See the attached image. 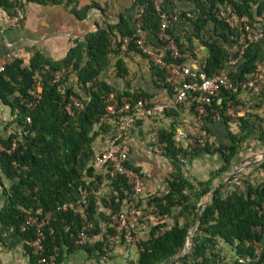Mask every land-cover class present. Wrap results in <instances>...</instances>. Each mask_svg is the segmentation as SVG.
<instances>
[{
  "label": "trees",
  "instance_id": "16d2710c",
  "mask_svg": "<svg viewBox=\"0 0 264 264\" xmlns=\"http://www.w3.org/2000/svg\"><path fill=\"white\" fill-rule=\"evenodd\" d=\"M192 1L195 4L193 17L188 19L185 12L179 16L189 20L193 37L206 48L208 56L200 68L207 75H212L224 66L228 55L225 45H237L243 31L217 14L221 5H232L239 17L255 26L262 22L264 0ZM141 4L146 6L142 12V28L149 29L157 38L160 17L155 11L154 2L136 0V5ZM0 6L14 13V4L10 0H0ZM210 23L212 34L205 37L201 31ZM114 30L119 33L120 39L113 43ZM169 32L181 53L188 51L192 54L194 44L191 36L181 41L171 32V28ZM125 36L129 38L126 42L129 49L140 50L135 42V29L121 17L117 24L101 27L88 34L84 40L76 41L61 59H52L35 51L28 65L16 57L0 72V101L17 111L15 126L9 133L0 136V143L7 149L16 139L14 148L0 152V170L8 180V185L3 188L0 224L12 227L22 237L30 264H38L37 257L31 253L28 245L34 237V230L29 228L20 231L19 226L27 213L35 210L52 212L50 225L53 231H46L44 244L45 253L57 251L56 264H61L64 256L80 248L88 253L95 251L96 256L104 259V241L90 244L92 237L103 230L104 213L98 212V208L120 209L130 185L123 174L112 175L106 170L98 171L95 167L94 156L101 150L100 143L112 125L110 121L99 126L97 123L106 112V99L110 94L118 99L126 97L133 102L139 97H148L145 93L119 92L101 78L102 72L110 65V54H119ZM260 42L248 45L241 61L230 72L229 77L234 83L246 75L259 72V62L262 60ZM166 59H172L169 53ZM177 60L184 62L182 57ZM114 65L117 76L127 74L122 58L118 57ZM68 66H71L76 78L69 82L71 77L68 75L62 82L64 93H61L57 89L58 83L53 81V72ZM153 70L162 85L168 86L164 82V72L157 66H153ZM36 77L42 81V93L29 107L24 99L28 100V90ZM87 82H91L90 86L86 85ZM70 94L77 96L84 104L74 115L68 114L64 108ZM230 100L238 101L237 94L222 88L205 118V130L215 136L216 147H212L210 142L204 146L197 142L193 146H184L180 142L175 144L172 132L159 130L157 141L162 143L161 155L171 163L179 165L180 160L187 162L204 154H216L221 164L210 172L206 180L184 176L179 166L165 176L163 190L153 197L158 212L164 218L151 225L149 235L137 243L140 250L134 264H166L171 259L173 261L170 264H226L225 255L221 254L222 248H229L234 252L230 256L244 259L245 264H264V215L259 212L264 202V159L231 174L235 162L242 158L241 153H247L256 146L264 149V114L245 110L233 118L226 114L227 102ZM262 105L264 92L259 106ZM216 113L218 121L213 119ZM27 117L30 118L29 122ZM98 137L101 138L100 143L95 142ZM127 165L144 176L141 168L131 163L129 158ZM226 172L225 176H221ZM92 176L96 177V185L89 181ZM258 176L261 180L257 179ZM216 178L218 181L214 184ZM94 186L100 190V194L98 197L89 195L88 210L93 228L86 243L77 244L76 237L82 223L80 216L71 209L61 210L57 207L65 201L74 200L82 189ZM211 189V199L201 209L191 248L181 254L190 230L196 223L198 206ZM169 217L172 218L171 225L167 220ZM126 234L123 231L122 240L127 239ZM130 235H134L132 229ZM254 240L262 245L256 260Z\"/></svg>",
  "mask_w": 264,
  "mask_h": 264
},
{
  "label": "crops",
  "instance_id": "0c3cea01",
  "mask_svg": "<svg viewBox=\"0 0 264 264\" xmlns=\"http://www.w3.org/2000/svg\"><path fill=\"white\" fill-rule=\"evenodd\" d=\"M21 5L24 10V18L17 25L11 24L14 13L11 14L0 6V53L16 56L23 61L24 65H28L35 51H39L52 59H61L76 41L84 40L88 34L101 27L117 24L121 17L127 20L131 28L136 29L134 20L139 9L136 0H22ZM162 6L164 9L176 14L185 12L188 19L193 17L192 11L195 8L192 0H163ZM187 18H180L172 26L171 32L181 41L185 40L186 36H191L194 44L192 54L184 58V63L194 69L200 68L208 53L200 41L193 37V27ZM210 27L211 23L204 31H201L203 36L208 37L212 34ZM114 34L113 43L120 39L117 30H114ZM139 37L143 39L146 51H142L139 47L141 51L129 49L126 45L128 37L125 36L119 54L117 56L113 52L110 54V65L102 72L101 78L115 86L119 92L145 93L148 97L144 98L168 101L173 98V91L169 86H163L162 82L156 78L153 70L155 65L151 59L152 55H163L165 53L163 46L149 29L144 28ZM225 46L235 48L236 44H226ZM259 47L263 59L264 40L260 42ZM227 54L229 57L232 52L228 51ZM118 57L122 58L127 69V74L124 76H117L116 74L117 69H115L114 62ZM259 71L264 74L260 69ZM70 77L69 82L74 81L76 78L72 73ZM245 95L247 94L243 92L237 97L238 101L244 104L243 112L245 109L249 110V103L261 100L258 95H253L254 98L247 103L246 98L248 97ZM259 104L251 108L260 114ZM16 113V110L0 101V136L9 133L15 126ZM213 119L218 121L216 115ZM160 129L172 132L175 144H178L176 132L183 131L185 137L181 138L179 142L184 146H192L193 143H190V139H195L194 133L196 132L193 105L189 101H185L180 107L168 109L162 115L138 121L130 129L127 139L130 149L128 158L131 163L139 166L144 173L147 190L150 193H160L164 188L163 180L165 176L170 174L176 166H179L186 177L199 180L208 179L209 173L213 169L212 166L210 165L211 167L207 169V174H205L204 170H199V164L213 158L220 161L219 156L204 154L187 162L180 160L179 165H176V162L171 163L161 155L160 151L155 150L153 143L150 141L153 135L158 136ZM203 129L205 130V125ZM205 131L207 132V130ZM95 142L100 143L101 138L98 137ZM160 148L162 149V143H160ZM257 150L258 147H255L249 150L248 154L251 153L254 156ZM259 151H264V149H259ZM242 154L240 162L242 159L245 161L247 159ZM239 161L235 163V166L240 164ZM245 166H249V163ZM7 185L8 180L3 177L0 170V208L4 203L3 188ZM102 210L103 207L98 208V212ZM167 220L171 225L172 218L169 217ZM101 234L102 231L94 235L90 244L99 241ZM125 237L127 243L122 238L121 242L117 241L113 254L107 261L96 256L95 251L88 253L80 248L64 256L61 264H134L138 255L136 246L133 241L130 242L127 234ZM0 264H30L22 237L12 227L1 226V224Z\"/></svg>",
  "mask_w": 264,
  "mask_h": 264
},
{
  "label": "built area",
  "instance_id": "2783aa9c",
  "mask_svg": "<svg viewBox=\"0 0 264 264\" xmlns=\"http://www.w3.org/2000/svg\"><path fill=\"white\" fill-rule=\"evenodd\" d=\"M14 4V16L11 20L12 25L19 24L24 18V10L21 5L22 0H10ZM163 0H153L155 11L160 17V24L156 34L157 41L163 46L165 53L163 55H152L151 59L155 66L164 72V82L173 91V98L168 101H158L139 97L136 101H130L126 97L116 98L114 95H109L106 99V112L100 117L97 125L110 121L111 128L102 139L101 150L94 156V164L98 171H108L112 175L117 173L123 174L130 189L126 191V197L123 201L122 207L113 211L109 207L103 208L104 219L102 220V234L100 240L104 241L102 246L104 251V260H109L114 251L117 236H121L123 231L127 232L128 239L133 240L136 251L139 253L140 247L137 243L142 239L140 235L146 232L149 234L150 226L160 222L164 216L160 214L153 201L155 195L160 193H150L147 190L145 177L135 170L133 167L127 165L129 156L128 133L138 121L151 119L162 115L165 110L180 107L185 101H189L194 108L196 132L195 139H190L192 146L197 142L200 146H204L206 142H210L212 147H216V138L213 134L206 132L203 127L205 125V118L208 116L209 107L212 102L219 97L220 90L227 88L237 94L245 91L252 93L259 92L264 87V74L255 73L246 75L244 79L238 83H234L229 77L230 72L236 68L242 59V55L251 43H259L264 34V11L261 14L262 22L258 25H251L245 19L239 17L235 9L230 4L221 5L217 14L225 17L230 24L238 26L242 29V35L238 40L235 48L225 46L226 51L232 52L231 56H227L223 68L212 75H207L201 68H192L184 62H179L177 59L189 56V52L181 53L169 29L176 24L180 16L179 14L170 12L163 8ZM145 4H141L136 13L135 24V42L137 46L146 51V46L143 39L139 37L142 33V12ZM129 38H127V41ZM169 53L172 59H166ZM16 56L6 55L0 53V72H3L5 66L12 62ZM73 72L71 66L62 67L53 72V81L58 83L57 89L64 93L63 81ZM91 82L86 85L90 86ZM42 81L39 77L35 78L34 84L28 90L29 98L24 99L26 105L32 107L34 101L41 97ZM238 99V98H237ZM84 107L83 102L74 94H70L65 104V110L68 114L74 115L76 111ZM244 104L239 101L230 100L227 102L226 114L237 117L243 113ZM246 110V109H245ZM217 116V113L215 114ZM26 120L29 122L30 118ZM176 141L179 144L181 138L185 137L183 131L176 132ZM155 150L161 152L160 143L157 141V136L153 135L150 138ZM16 145V139L12 141L11 148L7 149L0 143V152L9 151ZM256 146V145H255ZM257 147V146H256ZM262 151L255 152V159L261 156ZM250 162L245 161L234 168L239 172L245 164ZM232 174V172H231ZM95 176L90 177L89 181L97 184ZM226 179V178H225ZM93 194L99 196L100 190L94 186L90 189L84 188L81 190L78 197L74 200L65 201L60 204L57 209L68 210L71 209L77 213L81 218V226L78 230L76 243L85 244L89 239V233L93 228V220L89 218V195ZM99 201V200H98ZM259 212L264 215V202L259 207ZM98 215V214H97ZM52 217L51 211L42 213L41 211H29L20 224L19 230L26 231L29 228L34 230V237L28 242L31 253L37 257L38 264H56L57 251L45 253V234L46 231L51 233L53 231L50 225ZM148 227L147 231L145 227ZM110 229L112 232H110ZM130 229L134 231V235H130ZM162 230V229H161ZM160 231V230H158ZM157 231V233H159ZM131 237V238H130ZM255 260L259 257L262 250L261 242L253 241ZM224 258L228 264H245L246 261L241 258L225 256Z\"/></svg>",
  "mask_w": 264,
  "mask_h": 264
},
{
  "label": "rangeland",
  "instance_id": "374dc122",
  "mask_svg": "<svg viewBox=\"0 0 264 264\" xmlns=\"http://www.w3.org/2000/svg\"><path fill=\"white\" fill-rule=\"evenodd\" d=\"M259 66H260V70L261 71H263L264 72V58L259 62ZM259 73H260V71H259ZM262 92H264V87L259 91V92H256V93H252L251 91H245L244 93H246L247 95H245V96H247L248 98H246L247 99V103H249V102H251L250 100L252 99V98H254L253 97V95H258L259 97H262ZM243 93V92H242ZM249 100V101H248ZM258 103H260L261 104V100L259 101H252L251 102V104L249 103L248 105H249V110L248 111H253V109L251 108V107H253L254 105H256V104H258ZM263 107H264V105H262V106H260L259 107V109H260V114L259 115H263L264 114V112H263ZM251 108V109H250ZM262 109V110H261ZM258 110V109H257ZM254 113H257V112H255V111H253ZM259 147H258V150L257 151H259ZM242 155H244L245 156V158H247L246 159V161H248V162H252V161H254L255 160V158L257 157V156H253L251 153H249L248 154V152L247 153H243ZM240 162V161H239ZM245 162V160L244 159H242V161L240 162V164H242V163H244ZM236 163V162H235ZM220 164H221V161H218L217 160V158H213V159H207L206 161H204V162H201L200 164H199V170L200 171H203L204 170V172H205V174H207V169L209 168V167H211L212 166V170H215L216 168H218L219 166H220ZM211 165V166H210ZM235 167V165H233V167H232V169ZM248 166H243L242 167V169H245V168H247ZM211 170V171H212ZM210 171V172H211ZM238 171V170H237ZM209 172V171H208ZM210 174V173H209ZM227 174V172L226 173H223L221 176H225ZM219 178V177H218ZM218 178H216L214 181V183H216L217 181H218ZM257 179L258 180H261V178L258 176L257 177ZM106 193V192H105ZM106 195V194H105ZM209 193H207L205 196H203V198H202V201L203 202H206V201H208L209 200ZM195 226V225H194ZM193 226V227H194ZM146 228V231H147V229H148V227L146 226L145 227ZM101 231H102V229H101ZM132 237V236H131ZM130 237V238H131ZM140 237L141 238H145L146 237V232H144V234H141L140 235ZM117 241L118 242H121L122 240H121V236H117ZM131 241H133L132 240V238H131V240H130V242ZM125 243H127V240H125ZM115 245H116V242H115ZM191 248V247H190ZM190 250V249H189ZM188 250V251H189ZM184 251V250H183ZM182 251V252H183ZM187 251V252H188ZM234 252L233 251H230L229 250V248L228 249H225V248H222L221 249V254H223V255H225V256H230L231 254H233Z\"/></svg>",
  "mask_w": 264,
  "mask_h": 264
},
{
  "label": "water",
  "instance_id": "95a60500",
  "mask_svg": "<svg viewBox=\"0 0 264 264\" xmlns=\"http://www.w3.org/2000/svg\"><path fill=\"white\" fill-rule=\"evenodd\" d=\"M263 159H264V151L261 152V156H260L259 158H257V159H255L254 161L250 162L249 165H250V164H257V163H259L260 161H262ZM236 170H237V168H233L232 173H235ZM212 190H213V189H211L210 192H209V195H210V196H209V200L206 201V202L201 203V204L198 206L197 220H196L195 226L190 230V233H189V236H188V238H187V242H186V247H185L184 251H183L181 254L186 253V252L190 249V247H191V244H192V237H193V234H194V230H195V228L197 227V225L199 224V217H200L201 209H202V207H203L204 205H206V204L210 201ZM262 242L264 243V231H263V234H262ZM177 257H178V256H176L175 258H177ZM172 261H173V259L169 260L168 263H166V264H170Z\"/></svg>",
  "mask_w": 264,
  "mask_h": 264
}]
</instances>
